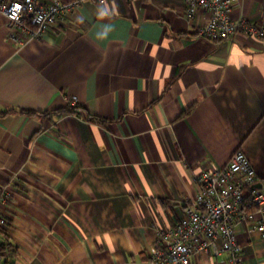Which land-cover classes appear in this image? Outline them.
<instances>
[{
	"label": "crops",
	"instance_id": "0c3cea01",
	"mask_svg": "<svg viewBox=\"0 0 264 264\" xmlns=\"http://www.w3.org/2000/svg\"><path fill=\"white\" fill-rule=\"evenodd\" d=\"M184 9L83 0L20 46L0 11L2 264H154L156 229L183 217L195 175L238 149L264 191V37L198 36L208 14ZM231 14L260 23L264 0H234ZM237 239L245 264H264L258 233Z\"/></svg>",
	"mask_w": 264,
	"mask_h": 264
},
{
	"label": "built area",
	"instance_id": "2783aa9c",
	"mask_svg": "<svg viewBox=\"0 0 264 264\" xmlns=\"http://www.w3.org/2000/svg\"><path fill=\"white\" fill-rule=\"evenodd\" d=\"M102 4L105 0H96ZM83 0H3L0 11L8 19L9 39L20 46L40 39L57 23L73 12ZM234 0H185L187 21L199 11L208 14L207 22L196 32L212 40H226L241 32L264 37V19L260 23L232 17ZM71 102L76 105L74 96ZM255 168L242 149L236 150L226 165L205 169L195 175L197 192L186 205L183 217L172 226H159L150 258L154 264H191V257L201 253L227 255L226 264H245L243 246L237 229L248 225L264 240V191L256 187ZM12 192H0V205L9 201ZM256 212L260 213L256 217ZM6 220L0 217V227ZM7 258L0 251V264Z\"/></svg>",
	"mask_w": 264,
	"mask_h": 264
},
{
	"label": "trees",
	"instance_id": "16d2710c",
	"mask_svg": "<svg viewBox=\"0 0 264 264\" xmlns=\"http://www.w3.org/2000/svg\"><path fill=\"white\" fill-rule=\"evenodd\" d=\"M74 108L73 107H70V109L69 110H73Z\"/></svg>",
	"mask_w": 264,
	"mask_h": 264
}]
</instances>
